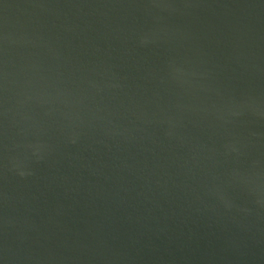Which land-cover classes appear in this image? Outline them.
<instances>
[{"label":"water","instance_id":"1","mask_svg":"<svg viewBox=\"0 0 264 264\" xmlns=\"http://www.w3.org/2000/svg\"><path fill=\"white\" fill-rule=\"evenodd\" d=\"M0 264H264V0H0Z\"/></svg>","mask_w":264,"mask_h":264}]
</instances>
